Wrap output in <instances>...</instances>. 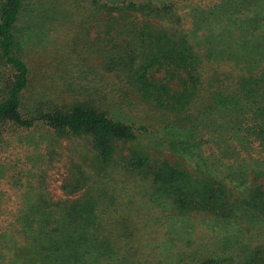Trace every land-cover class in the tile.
<instances>
[{
    "label": "trees",
    "instance_id": "obj_1",
    "mask_svg": "<svg viewBox=\"0 0 264 264\" xmlns=\"http://www.w3.org/2000/svg\"><path fill=\"white\" fill-rule=\"evenodd\" d=\"M71 25L99 84L48 93L84 65L29 59ZM36 130L91 161L58 197L29 172L12 264H264V0H0V180Z\"/></svg>",
    "mask_w": 264,
    "mask_h": 264
},
{
    "label": "rangeland",
    "instance_id": "obj_2",
    "mask_svg": "<svg viewBox=\"0 0 264 264\" xmlns=\"http://www.w3.org/2000/svg\"><path fill=\"white\" fill-rule=\"evenodd\" d=\"M92 31L94 32H91V35L95 36V30ZM49 35L50 37L47 35L46 38H43L46 42L43 43V48H41V45L39 49L31 54L29 59L32 72L34 74L38 73L36 74L37 78L42 76L47 78L45 74L52 75V73H55L54 70L57 69L56 67L59 64H55L54 60H57L56 58L64 53H66L64 60H68L70 54L73 61H77L84 66L74 68L77 73L70 75L69 78L68 76L60 78L57 74L59 70L63 69H58L56 72L57 78H53L51 82L53 89H50L48 93L65 90L67 83L73 87L83 86L85 88H93L98 85V79L95 74L91 73L97 68V63L86 46L90 41V36L87 33L82 34L77 25H71L68 28L58 26V31H51ZM37 52L39 55L35 54ZM104 77H107L105 78L107 82H114L112 77L107 75ZM43 132L40 133L37 130L35 132V138L37 137L40 141L37 148H32L26 140V137H29L32 133L20 132L12 135L13 138L10 139L11 146L9 148L8 145L2 156V161L4 160L3 168L8 173L4 174L8 178L5 177L0 180V264H12L11 258L13 255L15 257L26 251L19 248L23 245V239L16 233L13 221L18 214L20 209L18 207L22 203L23 196L29 190L28 188L32 187L28 182L32 183L31 181L34 178L29 176V172L34 171L36 178L40 182L44 181V185L52 196L58 197L61 195L62 183L69 175L70 164L68 160L71 158L74 163L77 162L86 166L91 161L84 140L77 139L68 142L63 139L62 145L59 147V144L55 142L56 140H52L48 134ZM19 148H23L28 154H19L17 152ZM164 154L168 156V152L165 151ZM17 166L24 168L23 171H17ZM15 172L17 174L13 176ZM6 190L9 192H6ZM6 194L8 196H5ZM3 196L5 198H2ZM5 199L7 200L6 203H4Z\"/></svg>",
    "mask_w": 264,
    "mask_h": 264
}]
</instances>
